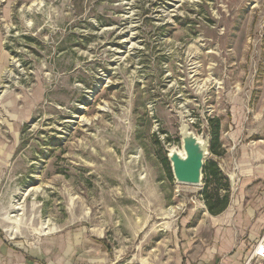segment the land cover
<instances>
[{"label":"rangeland","instance_id":"obj_1","mask_svg":"<svg viewBox=\"0 0 264 264\" xmlns=\"http://www.w3.org/2000/svg\"><path fill=\"white\" fill-rule=\"evenodd\" d=\"M4 5L2 236L76 244L60 264L87 263L91 241L119 262L167 261L204 184L177 182L164 155L183 149V124L209 141L215 117L221 154L209 149L206 161L262 218L264 187L239 186L242 172L264 168V0ZM262 244L264 222L243 264H264Z\"/></svg>","mask_w":264,"mask_h":264},{"label":"crops","instance_id":"obj_2","mask_svg":"<svg viewBox=\"0 0 264 264\" xmlns=\"http://www.w3.org/2000/svg\"><path fill=\"white\" fill-rule=\"evenodd\" d=\"M16 1L4 0V12L7 13ZM6 57L0 24V66ZM242 174L239 187H264V168L251 169ZM241 194L236 198L231 192L228 207L217 215L208 211L203 200L199 211L191 208L180 221L184 226V231L180 232L182 243L178 245V250L173 248L175 253L167 261L119 262L110 257L104 243L91 241L85 264H243L250 242L256 239L264 222V214H261V219H256V209L248 205ZM49 240H44L40 246L21 247L0 233V264H60V252L68 256L76 250V244L67 249L60 248V237Z\"/></svg>","mask_w":264,"mask_h":264},{"label":"trees","instance_id":"obj_3","mask_svg":"<svg viewBox=\"0 0 264 264\" xmlns=\"http://www.w3.org/2000/svg\"><path fill=\"white\" fill-rule=\"evenodd\" d=\"M210 152L220 155L221 147V122L219 118H213L210 121ZM164 163L168 172L172 176L170 161L167 155H164ZM203 191L200 193L208 211L217 215L222 213L230 203L231 182L229 177L223 172L219 164L215 160L205 162L203 169Z\"/></svg>","mask_w":264,"mask_h":264},{"label":"water","instance_id":"obj_4","mask_svg":"<svg viewBox=\"0 0 264 264\" xmlns=\"http://www.w3.org/2000/svg\"><path fill=\"white\" fill-rule=\"evenodd\" d=\"M181 136L184 154L179 150L168 153L174 178L179 183L201 185L210 139H200L187 124L182 125Z\"/></svg>","mask_w":264,"mask_h":264},{"label":"bare ground","instance_id":"obj_5","mask_svg":"<svg viewBox=\"0 0 264 264\" xmlns=\"http://www.w3.org/2000/svg\"><path fill=\"white\" fill-rule=\"evenodd\" d=\"M174 150H178V149L173 147V148L169 149V153H171ZM179 151H180V153L184 154L183 149H180ZM257 253H264V244L258 246Z\"/></svg>","mask_w":264,"mask_h":264},{"label":"built area","instance_id":"obj_6","mask_svg":"<svg viewBox=\"0 0 264 264\" xmlns=\"http://www.w3.org/2000/svg\"><path fill=\"white\" fill-rule=\"evenodd\" d=\"M254 255H256V248H255V250H254Z\"/></svg>","mask_w":264,"mask_h":264}]
</instances>
